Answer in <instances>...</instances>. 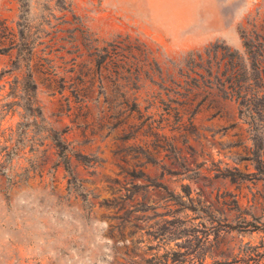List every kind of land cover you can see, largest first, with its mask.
I'll return each mask as SVG.
<instances>
[{
  "label": "rangeland",
  "instance_id": "rangeland-1",
  "mask_svg": "<svg viewBox=\"0 0 264 264\" xmlns=\"http://www.w3.org/2000/svg\"><path fill=\"white\" fill-rule=\"evenodd\" d=\"M22 4L35 43L56 32L29 63L42 117L88 163L70 154L72 179L23 127L0 54V264H264V121L217 92L263 41L264 0ZM20 14L0 0V28Z\"/></svg>",
  "mask_w": 264,
  "mask_h": 264
},
{
  "label": "trees",
  "instance_id": "trees-1",
  "mask_svg": "<svg viewBox=\"0 0 264 264\" xmlns=\"http://www.w3.org/2000/svg\"><path fill=\"white\" fill-rule=\"evenodd\" d=\"M17 2L21 13L17 22L18 30L11 31L9 29V32H7V28L4 26L0 28V37H3L7 33V38H9L8 46L6 48H0V54H4L9 50H16L15 58L10 65V69L6 70V73L21 72L22 74L18 85L22 91L20 100L23 101L21 105L17 103L15 105L23 109L21 116L23 120H26L23 127L28 125L29 120L31 124L40 126L45 138L49 139L53 144L59 163L62 164L65 171L73 179L74 176L69 166L68 156L71 154L77 157L76 159L84 165L88 161L86 160V156L72 152L69 145L62 138L63 132L56 131L46 124L36 99V84L32 78L29 66L32 56L35 54L34 50L36 47L45 45L39 50L40 53L45 52V49H47L46 53L52 51V46L55 44L53 39L56 32L50 33L42 30L39 32L38 42L35 43L32 39L33 33L30 32L29 27L27 26L25 28L24 24L21 23V20H24L25 13H27L21 12L23 0H17ZM49 28H52V26H49ZM50 34H52L51 37L44 42L43 39ZM262 40L255 48H252L247 42L244 44L247 59L242 60L238 57L233 58L231 56L228 62V77L225 81L218 84L217 92L224 99L233 100L241 115L247 116L252 120L264 121V36H262ZM62 48L60 47L59 49ZM244 60H247V64L244 63ZM46 61L48 62V59ZM11 154L12 151L9 149L5 153V156H11ZM2 173L4 174L5 172ZM182 189V197H186L187 200L191 199L189 186L185 185ZM167 195L171 198L180 197L170 191H167Z\"/></svg>",
  "mask_w": 264,
  "mask_h": 264
}]
</instances>
